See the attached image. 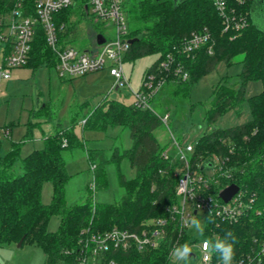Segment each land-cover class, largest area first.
Returning a JSON list of instances; mask_svg holds the SVG:
<instances>
[{
  "label": "trees",
  "instance_id": "16d2710c",
  "mask_svg": "<svg viewBox=\"0 0 264 264\" xmlns=\"http://www.w3.org/2000/svg\"><path fill=\"white\" fill-rule=\"evenodd\" d=\"M19 1L0 0V17ZM22 1L26 15H33L36 0ZM122 7L128 24L127 37L133 40L125 59L160 54L145 73L142 83L149 75L164 78L165 87L177 86L175 97L180 94L187 98L200 77L214 71L221 62L230 65L237 55H243L239 89L223 83L214 87L213 101L205 115L207 130L194 145L190 159L193 166L199 165L198 170L202 173L213 165L214 157L222 161L221 172L230 177L219 174L220 186L213 188L214 193L236 184L257 194L260 214L254 212L237 223H222L216 228L220 239L231 230L238 238L235 249L246 248L252 237L264 233V29L253 19L255 1L229 0L228 12L235 15L236 21L245 24L240 29L231 25L226 29L225 19L212 0H123ZM68 9L55 16L63 48L71 44L79 29ZM231 22L233 25L234 21ZM204 30L212 39L211 53L209 46L202 47L194 57L179 52L193 33ZM97 35L95 33L94 39ZM168 55L174 58L169 64L170 70L161 67ZM58 62L56 53L47 45L42 27L37 25L29 60L24 67L36 69L47 65L56 68ZM178 65L188 73L186 80L175 72ZM250 81L262 83V91L247 98L252 119L227 129L212 128L227 111L238 109L239 114L242 113L240 109ZM161 124L160 117L151 110L116 100H105L86 118L85 127L106 129L112 126L130 132V148L122 151L114 148L109 156L105 151L90 153V158L98 162L92 163L97 187L107 185L105 166L113 162L117 167L118 181L125 189V195L111 205L93 206L87 202L66 207L64 188L69 176L61 152L64 148L81 145L78 140H73L71 130L50 136L45 139L43 148L24 157L21 174L14 170L21 147L12 144L11 149L0 156V245L18 244L23 240L22 245L30 243L42 248L47 255L45 264H65L73 257L65 256L64 251H77L84 230L101 233L113 227L136 229L145 220L165 216L166 207L179 202L176 186L181 176V163L164 159L166 147H161L154 137V131ZM124 158L129 160L135 173L131 179L120 170ZM46 182L53 186L49 205L43 204L41 198ZM53 216L60 217V225L57 231L49 232L47 227ZM205 235L210 234L206 232ZM172 238L173 234H170L159 248L121 252L117 260L119 264H169ZM191 240V234H185L181 244H191Z\"/></svg>",
  "mask_w": 264,
  "mask_h": 264
},
{
  "label": "rangeland",
  "instance_id": "374dc122",
  "mask_svg": "<svg viewBox=\"0 0 264 264\" xmlns=\"http://www.w3.org/2000/svg\"><path fill=\"white\" fill-rule=\"evenodd\" d=\"M73 2L68 12L79 29L77 36L71 41L72 47L86 51L92 45L95 33L103 34L108 41L115 38L112 22L101 19L98 21L91 11L88 15L85 14L82 0ZM253 19L264 29V5L253 10ZM3 53L4 49L0 47V68L4 60ZM159 55L155 53L135 60L125 59L123 71L131 90L127 87L115 90V79L110 75L109 69L65 81L58 76L55 67L47 65L36 69L26 66L5 70L9 72L10 78L5 80L0 77V156L5 155L12 144L20 145V157L14 170L21 174L24 157L35 149L43 148L45 139L50 136L71 130L75 137L73 140H78L81 145L64 148L61 152L69 176L64 188L66 207L87 202L93 206L111 205L119 201L125 195V189L119 184L116 165L110 162L105 166L107 185L97 187L92 163L98 162L90 158V153L105 151L109 156L114 148L119 151L130 148V132L128 129L112 126L94 129L85 127L84 122L105 100L132 104V93L142 88L145 73ZM242 60L243 55H237L230 65L221 62L214 71L203 75L192 85L187 98H182L180 94L175 97L177 86L169 85L164 86L151 101L150 107L158 116H169L168 124L162 123L154 131V137L161 147H166V152L176 154L175 141L182 147L198 142L208 127L205 115L213 101L214 87L223 83L238 90ZM261 91V81H250L246 86V100L241 105L242 113L239 114L238 109L229 110L212 128L227 129L250 121L252 116L247 98ZM4 130L10 133L9 137L4 135ZM73 140L70 142H74ZM120 170L129 179L135 175L126 158L121 161ZM52 195V183L46 182L41 196L43 204L49 205ZM59 225L60 217L53 216L47 230L55 232ZM37 248L42 249L30 243L21 247L18 244L0 245V264H33ZM193 251L198 252L196 247H193ZM169 264L183 262H176L172 258ZM190 264H199V259L197 262L196 258H192Z\"/></svg>",
  "mask_w": 264,
  "mask_h": 264
},
{
  "label": "built area",
  "instance_id": "2783aa9c",
  "mask_svg": "<svg viewBox=\"0 0 264 264\" xmlns=\"http://www.w3.org/2000/svg\"><path fill=\"white\" fill-rule=\"evenodd\" d=\"M82 1L84 3L82 9L87 14L91 11L97 18L113 23L115 28L113 40L108 41L105 37L104 44L98 45L95 42L94 46L86 51H79L71 45L63 48L60 45L55 16L73 6V0H36L33 15H26L27 11L23 9L25 8L24 2L21 0L13 9L0 17V47L6 52L0 68V77L7 80L10 74L5 70L24 67L27 64L37 25H40L48 47L58 57L56 70L61 79L82 77L109 69L110 75L115 79L116 88L130 89L123 71V63L131 45L127 37L128 24L122 7L123 0ZM212 1L225 19L226 29L230 25L236 29L245 26L243 21H236L235 15L228 12L230 10L229 0ZM230 19L234 21L233 25ZM64 27L63 24L62 29ZM211 41V36L206 30L193 33L179 52L187 57H194L202 47L209 46ZM208 51L211 53L212 46H209ZM173 61L172 55H168L161 63V67L170 70L169 64ZM181 71L182 67L178 65L175 72L181 74L183 80H186L189 77L188 73ZM165 85L164 78L157 79L155 75L147 76L142 83V88L132 93L134 95L132 104L136 108L149 109L154 112L150 107L151 101ZM159 117L162 123L168 124V114ZM9 134L4 130L5 136L9 137ZM174 144L176 154L172 155L165 151L163 157L165 160H178L181 163L179 169L181 176L176 186L179 202L167 206L165 216L145 220L136 229L113 227L101 233H89L88 230H84L77 251L75 253L73 250L64 251L65 256L73 257L65 264H119L117 260L119 253L159 248L170 234H173L170 241L171 252L174 247L182 243L185 234H191L190 245L198 250L197 253L193 251L191 258H196L197 262L199 259V264H219L217 254L203 251L202 241L220 239L216 228H219L222 223H237L251 213L260 214L261 211L257 208L258 196L255 192L239 188L238 193L228 203L223 202L220 198L222 190L219 193L213 192L214 187L220 186L219 174L230 177L221 172L222 161L214 157L213 165L202 173L198 170L199 165L191 164L190 155L194 150V145L189 144L182 147L177 141ZM207 171L211 173L208 174ZM193 217L200 219L205 225L203 236L189 226L188 221ZM206 232L210 235L206 236ZM171 252L170 258L172 259ZM206 255L209 257L208 260L204 259ZM232 264H264V233L252 237L251 244L246 248H236Z\"/></svg>",
  "mask_w": 264,
  "mask_h": 264
},
{
  "label": "clouds",
  "instance_id": "9594fccd",
  "mask_svg": "<svg viewBox=\"0 0 264 264\" xmlns=\"http://www.w3.org/2000/svg\"><path fill=\"white\" fill-rule=\"evenodd\" d=\"M211 222V221H209ZM190 227L194 228L197 233L203 236L205 231V225L202 224L200 219L195 217L191 218L188 221ZM238 243V238L235 234L229 230L225 233L224 238L216 239L215 241L210 239H204L202 241L203 251L205 253L211 251L217 254L219 264H232L235 256V247ZM193 253V247L185 242L180 244L172 249L171 257L176 262H183V264H190L191 254ZM205 260H208L209 257L206 255ZM47 260V255L43 252L42 249L37 248L35 250V257L33 264H45Z\"/></svg>",
  "mask_w": 264,
  "mask_h": 264
},
{
  "label": "water",
  "instance_id": "95a60500",
  "mask_svg": "<svg viewBox=\"0 0 264 264\" xmlns=\"http://www.w3.org/2000/svg\"><path fill=\"white\" fill-rule=\"evenodd\" d=\"M174 1L177 2V1H180V0H174ZM254 21H255V19H254ZM96 42H97L98 45L104 44L106 42V39H105L104 35L98 34L96 36ZM132 42H133V40L129 41L130 44ZM117 89L118 88H115V90H117ZM209 166H211V164ZM238 191H239V187L236 184H231V185L227 186L226 188H224L221 191L220 198L222 199L223 202L228 203L238 193ZM22 243H23V240H21L18 243V247H21Z\"/></svg>",
  "mask_w": 264,
  "mask_h": 264
},
{
  "label": "flooded vegetation",
  "instance_id": "af4514ba",
  "mask_svg": "<svg viewBox=\"0 0 264 264\" xmlns=\"http://www.w3.org/2000/svg\"><path fill=\"white\" fill-rule=\"evenodd\" d=\"M255 6L261 8L262 5H264V0H254Z\"/></svg>",
  "mask_w": 264,
  "mask_h": 264
},
{
  "label": "crops",
  "instance_id": "0c3cea01",
  "mask_svg": "<svg viewBox=\"0 0 264 264\" xmlns=\"http://www.w3.org/2000/svg\"><path fill=\"white\" fill-rule=\"evenodd\" d=\"M94 40H95V39H94ZM94 40H93L92 45H91L89 48H91L92 46H94V44H95ZM89 48H88V49H89ZM3 54H5V53H3Z\"/></svg>",
  "mask_w": 264,
  "mask_h": 264
}]
</instances>
